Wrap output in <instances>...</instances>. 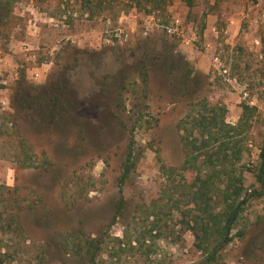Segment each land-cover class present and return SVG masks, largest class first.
Wrapping results in <instances>:
<instances>
[{"label": "rangeland", "instance_id": "obj_1", "mask_svg": "<svg viewBox=\"0 0 264 264\" xmlns=\"http://www.w3.org/2000/svg\"><path fill=\"white\" fill-rule=\"evenodd\" d=\"M140 1L19 0L0 27V264H89L84 244L91 239L100 248L96 264L195 260L179 170L185 153L178 127L190 107L170 102L158 73L144 98L134 69L143 40L158 55L168 39L208 76L206 96L228 108V124L240 123L244 105L256 108L243 126L238 166L245 195L259 189L264 0H194L192 8L166 0L151 12ZM126 72H134L127 83ZM21 75L35 88L25 106L12 102ZM47 91L62 94L50 110L42 105ZM130 149L135 165L121 184ZM122 188L126 209L115 220ZM127 228L149 242L120 249ZM239 232L244 237L219 264H264V196L250 200Z\"/></svg>", "mask_w": 264, "mask_h": 264}, {"label": "trees", "instance_id": "obj_2", "mask_svg": "<svg viewBox=\"0 0 264 264\" xmlns=\"http://www.w3.org/2000/svg\"><path fill=\"white\" fill-rule=\"evenodd\" d=\"M18 1L0 0V27L7 24ZM132 1L137 5L142 3L140 0ZM146 1L151 5L150 12L166 4V0ZM184 1L190 8L194 6V0ZM87 8L90 12L89 5ZM140 48L143 49V53L134 69L145 92L144 98L150 99L151 79L158 73L160 84L166 91L165 96L170 98V102L190 107V111L180 120L178 127L185 153V161L179 170L182 171L187 181V196H189L185 206L187 210L185 216L188 217V221L185 222L186 230L191 231L195 238V260L189 256V262L191 264H219L222 254L235 238L244 237L243 232L235 235L233 231L239 224L246 206L251 199L264 196V145L260 152L259 169L254 174L260 187L251 191L250 195L247 193L245 195V176L238 166L244 153L242 143L245 131L243 126L244 123L248 124L247 121L256 108L244 105L240 123L236 126L228 124L226 121L228 108L225 105H212L206 96L208 76L193 70L189 61L174 50L175 45L168 43V39H165L158 55L154 53L155 50L146 40L140 43ZM133 73L126 72L124 79L126 83ZM126 87L127 84L120 90L117 100L118 109L125 107L122 92L127 89ZM34 89V86L26 82V77L21 75L12 102H21L25 106V103L31 100L27 95L30 94V90ZM58 90L61 91L62 86L58 85ZM51 94L47 91V97L42 103V105L48 104L49 110L58 106L62 98L60 93ZM43 99L44 96L39 100ZM142 119L143 117L140 116L137 120ZM128 161L132 165L125 164L123 175L120 178L121 184L129 177L135 165L136 156L132 149L128 152ZM168 171L170 174L165 168H161L164 176L172 177L174 172ZM125 209L126 202L122 188L115 220L123 216ZM133 238L130 228H127L123 239L117 240L121 246L120 249L123 245H128L135 250L136 245L142 246L149 242L144 235ZM99 251L100 248L95 239L85 241L84 255L89 264H96Z\"/></svg>", "mask_w": 264, "mask_h": 264}]
</instances>
